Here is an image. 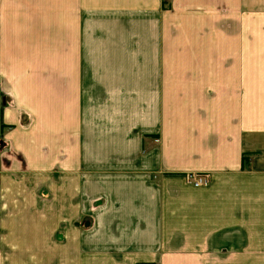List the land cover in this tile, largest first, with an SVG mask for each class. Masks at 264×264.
Here are the masks:
<instances>
[{
  "label": "rangeland",
  "instance_id": "1",
  "mask_svg": "<svg viewBox=\"0 0 264 264\" xmlns=\"http://www.w3.org/2000/svg\"><path fill=\"white\" fill-rule=\"evenodd\" d=\"M74 20L75 0H0V169L8 180L0 179L2 264H166L165 249L186 252L189 261L174 264H203L207 237L264 236L218 230L217 198L209 213L194 209L189 217L193 227L210 229L174 230L172 214L139 207L174 186V125L171 134L155 127H168L174 108L124 101L115 93L129 99L132 87L78 78L70 63ZM215 176L184 173L196 188L216 184ZM155 241L164 246L153 253Z\"/></svg>",
  "mask_w": 264,
  "mask_h": 264
},
{
  "label": "crops",
  "instance_id": "2",
  "mask_svg": "<svg viewBox=\"0 0 264 264\" xmlns=\"http://www.w3.org/2000/svg\"><path fill=\"white\" fill-rule=\"evenodd\" d=\"M163 1L75 0L70 63L85 84L132 87L129 99L115 93L124 101L174 108L168 127L155 121L168 134L174 125V186L155 192L154 203L140 200V208L172 214L174 230L210 229L193 227L189 217L194 209L209 213L217 198L218 230L256 235L264 230V0H167L170 9ZM194 171L217 174L218 191L188 183L184 173ZM202 247L203 264H264V236L207 237ZM165 250L166 264L189 261L186 252Z\"/></svg>",
  "mask_w": 264,
  "mask_h": 264
}]
</instances>
